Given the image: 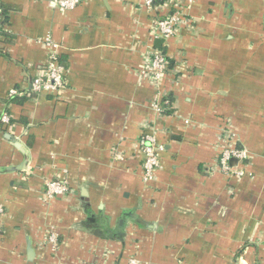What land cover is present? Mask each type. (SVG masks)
<instances>
[{
    "label": "crops",
    "instance_id": "obj_1",
    "mask_svg": "<svg viewBox=\"0 0 264 264\" xmlns=\"http://www.w3.org/2000/svg\"><path fill=\"white\" fill-rule=\"evenodd\" d=\"M156 1L0 0V264H264V0ZM176 9L183 24L159 37ZM48 38L65 85L36 95ZM149 48L170 64L159 83ZM225 131L248 153L231 162L241 178L219 168ZM152 134L161 165L145 182ZM53 179L71 189L48 200Z\"/></svg>",
    "mask_w": 264,
    "mask_h": 264
},
{
    "label": "built area",
    "instance_id": "obj_2",
    "mask_svg": "<svg viewBox=\"0 0 264 264\" xmlns=\"http://www.w3.org/2000/svg\"><path fill=\"white\" fill-rule=\"evenodd\" d=\"M83 0H50V4L63 11L73 10L82 3ZM155 0H141L142 6L152 10ZM184 14L176 9L174 13H170L163 18H156L154 21L155 30L159 37L169 39L174 36L177 28L183 24ZM3 25V12L0 8V29ZM44 43L51 48L50 59L46 69L34 76L31 81L30 91L32 94H57L65 85V68L59 62L58 50L60 46L52 42L49 38ZM144 74L152 78L156 83L161 82L163 78L170 73V64L168 59L161 53L149 48L147 53V61ZM13 91L11 95H16ZM4 123H9L8 116L2 118ZM225 146L222 149L219 168L225 175L241 178L245 172L231 165L232 161L239 164L244 163L248 159V153L243 148H238L234 142V135L230 131H225ZM140 148L144 154L143 164V180L152 182L155 180L156 173L161 165L160 154L163 151V146L157 141L155 135H144L140 142ZM70 185L66 180L53 179L46 182L45 197L52 200L58 196H64L70 192ZM3 208L0 207V213ZM49 243L56 247V236L49 237ZM129 264H141L138 260L132 259Z\"/></svg>",
    "mask_w": 264,
    "mask_h": 264
},
{
    "label": "water",
    "instance_id": "obj_3",
    "mask_svg": "<svg viewBox=\"0 0 264 264\" xmlns=\"http://www.w3.org/2000/svg\"><path fill=\"white\" fill-rule=\"evenodd\" d=\"M160 43V42H159ZM6 138L8 140H10L12 142V144L18 148V149H21V148H24L26 149V147L22 144V142H20L17 138L15 137H12L11 135H7ZM26 168V164L22 165V166H18V167H13V168H8V172H14V171H18V172H21V171H24ZM28 252H29V256H33L34 255V250L32 248V243L31 241L28 243Z\"/></svg>",
    "mask_w": 264,
    "mask_h": 264
},
{
    "label": "trees",
    "instance_id": "obj_4",
    "mask_svg": "<svg viewBox=\"0 0 264 264\" xmlns=\"http://www.w3.org/2000/svg\"><path fill=\"white\" fill-rule=\"evenodd\" d=\"M160 3V2H159ZM162 3V2H161ZM156 4H158V0L156 1ZM15 99H18V98H13L12 100H15ZM16 101V100H15ZM1 118H2V115H0V123H1Z\"/></svg>",
    "mask_w": 264,
    "mask_h": 264
}]
</instances>
